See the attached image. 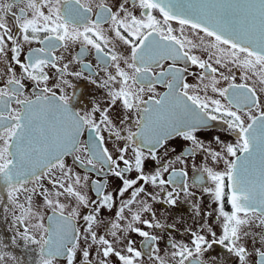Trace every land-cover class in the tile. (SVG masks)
<instances>
[{
	"label": "snow or ice",
	"instance_id": "1",
	"mask_svg": "<svg viewBox=\"0 0 264 264\" xmlns=\"http://www.w3.org/2000/svg\"><path fill=\"white\" fill-rule=\"evenodd\" d=\"M0 192L32 264H264V0H0Z\"/></svg>",
	"mask_w": 264,
	"mask_h": 264
},
{
	"label": "flooded vegetation",
	"instance_id": "2",
	"mask_svg": "<svg viewBox=\"0 0 264 264\" xmlns=\"http://www.w3.org/2000/svg\"><path fill=\"white\" fill-rule=\"evenodd\" d=\"M174 27H178L177 25L174 24ZM74 53L75 51H78V46L73 50ZM85 63H92L95 65V58L94 55H88L85 57ZM73 70H79L80 66L78 64H74L72 66ZM85 76H87V72H85ZM72 81L73 87L71 89H68L69 94H75L74 96V104L77 106V110H83L85 108H88L90 103L93 101H100L103 103V100L105 98V90L98 87V85H94L90 82L89 79L85 78H75L71 77L70 78ZM99 82V78H97ZM159 91H164L165 89L160 88L158 86ZM213 135H220L222 139H227L229 142H231V137H228L225 133L222 132L221 127L217 125L214 128L209 129L206 133H203L202 136L205 139L210 138ZM87 134L85 133V136L82 137L83 139H86ZM183 144L182 141L180 140H174L170 142V147L174 146L177 149L178 154L181 150L182 147L181 145ZM111 147V144L108 145ZM163 151V149H161ZM71 158H68L70 162ZM196 162L199 164L200 160L199 157H197ZM189 175L190 177L192 176V170L189 167ZM5 195L4 193L0 192V196ZM207 198H205V201ZM179 209V219L180 221L188 220L191 217V211L188 209V206L186 204H179L178 205ZM170 213L172 212H177V209H170ZM50 214V213H48ZM172 220H169V223H171ZM45 223L47 224V220H45ZM14 235V230H13V225L11 222V216L9 215L7 218L3 214L2 211H0V242H2L6 247L4 248V251L11 253L12 255H15L16 257L19 258L21 264H32L34 254L31 251V247L26 248L23 244L22 241H18V246L12 244V238ZM165 238L167 237V233H163ZM258 246V245H257ZM161 248H163V242H161ZM220 260L221 264H235V258L229 256L226 252L223 250L217 248L215 253ZM147 264V262H146Z\"/></svg>",
	"mask_w": 264,
	"mask_h": 264
}]
</instances>
